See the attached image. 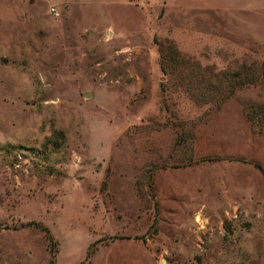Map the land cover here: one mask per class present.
<instances>
[{"label":"rangeland","instance_id":"1","mask_svg":"<svg viewBox=\"0 0 264 264\" xmlns=\"http://www.w3.org/2000/svg\"><path fill=\"white\" fill-rule=\"evenodd\" d=\"M0 264H264V0H0Z\"/></svg>","mask_w":264,"mask_h":264},{"label":"trees","instance_id":"2","mask_svg":"<svg viewBox=\"0 0 264 264\" xmlns=\"http://www.w3.org/2000/svg\"><path fill=\"white\" fill-rule=\"evenodd\" d=\"M46 232V234H47V236H48V238H49V234H48V232L47 231H45Z\"/></svg>","mask_w":264,"mask_h":264}]
</instances>
